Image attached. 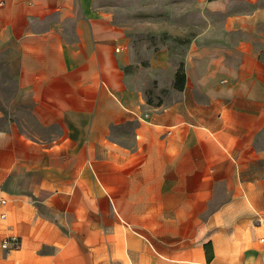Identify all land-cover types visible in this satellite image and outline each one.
Returning a JSON list of instances; mask_svg holds the SVG:
<instances>
[{
	"label": "crops",
	"instance_id": "crops-1",
	"mask_svg": "<svg viewBox=\"0 0 264 264\" xmlns=\"http://www.w3.org/2000/svg\"><path fill=\"white\" fill-rule=\"evenodd\" d=\"M107 1L0 0V264H264V0L172 1L163 105Z\"/></svg>",
	"mask_w": 264,
	"mask_h": 264
},
{
	"label": "rangeland",
	"instance_id": "rangeland-1",
	"mask_svg": "<svg viewBox=\"0 0 264 264\" xmlns=\"http://www.w3.org/2000/svg\"><path fill=\"white\" fill-rule=\"evenodd\" d=\"M173 0H108L118 6L116 14L126 37L127 61L121 64L125 76L134 81L148 105L176 100L174 88L178 70L185 74L184 52L176 35V14L167 10ZM166 50L164 59L160 53ZM196 64V63H194ZM264 148V143L261 142ZM0 248L1 247L0 243Z\"/></svg>",
	"mask_w": 264,
	"mask_h": 264
},
{
	"label": "built area",
	"instance_id": "built-area-1",
	"mask_svg": "<svg viewBox=\"0 0 264 264\" xmlns=\"http://www.w3.org/2000/svg\"><path fill=\"white\" fill-rule=\"evenodd\" d=\"M0 203L4 204L5 199H0ZM20 243L16 237H8L1 242V247L4 249H15L19 247Z\"/></svg>",
	"mask_w": 264,
	"mask_h": 264
},
{
	"label": "trees",
	"instance_id": "trees-1",
	"mask_svg": "<svg viewBox=\"0 0 264 264\" xmlns=\"http://www.w3.org/2000/svg\"><path fill=\"white\" fill-rule=\"evenodd\" d=\"M184 80H185V74L180 69L176 72V75H175L174 88L178 89V90L182 89L183 84H184Z\"/></svg>",
	"mask_w": 264,
	"mask_h": 264
}]
</instances>
